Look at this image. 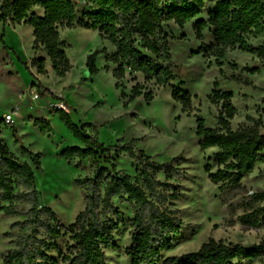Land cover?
<instances>
[{"label":"trees","instance_id":"16d2710c","mask_svg":"<svg viewBox=\"0 0 264 264\" xmlns=\"http://www.w3.org/2000/svg\"><path fill=\"white\" fill-rule=\"evenodd\" d=\"M88 11L77 13L76 4L71 0H0V23L27 25L33 29V51L45 53L55 77L64 78L71 70L60 38L59 29L79 28L96 31L101 39L108 41L114 52L106 57V62L115 66L112 76L115 88L120 89V81L127 74H140L145 82L168 85L174 75L171 72V54L168 36L161 26L173 22L179 28L193 22V31L198 41L203 40L202 32L209 28L213 42L202 44L204 56L214 57L221 65L228 50H238L264 61V44L251 46L248 37H264L263 0H82ZM207 4L212 7L207 20L198 19ZM35 9L42 11L41 15ZM3 35L1 36L2 42ZM4 49L8 48L4 45ZM103 50L89 54L85 61L87 73H99L96 57ZM46 60L34 59L31 66L38 75H46ZM23 67L28 70L26 64ZM106 68V67H104ZM249 74L259 72L258 68H244ZM179 87L172 89V99L180 104L181 111L189 115L192 110L191 95ZM37 97L47 94L52 100L61 101L66 110H72L67 102L56 97L40 84H33ZM143 86L136 84L131 93L120 92L127 103L143 96L147 103L152 101L150 92L143 93ZM232 92L212 91L211 102H221L218 127L207 128L201 118H197L195 134L201 150L216 148L212 158L217 169L210 173V165L204 170L212 184L238 183L250 174L255 165H264V125L261 119L253 121L252 128L233 130L230 121L236 114L231 103ZM264 112V109H263ZM56 114L81 147L64 148L59 156L71 163L74 160H99L111 152H124L136 164L139 181L129 175L114 173L106 167H95L92 178L75 179L74 183L83 189L84 208L75 217L74 223L65 227L58 222L57 215L48 207H41L35 187L34 171L41 170L40 154L22 148L31 165L21 161L8 147L0 142V212L6 216H24L22 223L16 222L11 229L27 228L25 233H5L13 239L14 248L3 258V264H108L106 250L116 251L114 234L121 224L120 210L115 201L126 202L131 207L132 218L130 245L125 249L130 264H264V238L257 244L244 247L210 239L196 252L179 257L162 254L172 250L174 238L183 227L178 218L179 211L169 203L177 201L182 194L172 184L161 182L180 179L182 173L174 167L181 159L167 164L150 161L142 152L135 153L129 145L105 147L87 130L90 124L76 125L67 111H50ZM41 132H50L47 120L29 119ZM13 134L16 131L13 130ZM18 205L24 207L20 212ZM69 235L70 244L60 253L57 242ZM58 254L60 261L50 255Z\"/></svg>","mask_w":264,"mask_h":264},{"label":"rangeland","instance_id":"374dc122","mask_svg":"<svg viewBox=\"0 0 264 264\" xmlns=\"http://www.w3.org/2000/svg\"><path fill=\"white\" fill-rule=\"evenodd\" d=\"M71 1L76 4L78 16L88 11L82 0ZM211 7L207 4L198 19L207 20ZM34 11L37 15L42 14L40 9ZM193 23H187L182 29L173 22L161 26L162 33L168 36L170 68L174 75V79L163 87L155 85L154 81L145 82L140 74H127L117 90L112 76L115 66L106 62L114 47L101 39L98 32L79 28L59 29L60 38L65 43V54L72 65V70L64 78H57L54 74L38 75L35 68H32L34 75H31L33 84L43 85L56 97L67 99L72 109V121L78 126L92 125L93 129L87 130L88 134L95 136L105 147L129 145L135 153L142 152L157 164L181 159L174 164L182 173L180 179L166 181L164 175H157L159 181L172 184L182 194L179 200L169 204L179 211L178 218L183 227L179 236L174 238L172 250L162 254V260L196 252L210 239L250 247L264 238V165L256 164L253 171L236 184H212L204 166L210 165V173L216 171L212 158L217 149L201 150L195 134L197 118H201L207 128L218 127L222 103L211 102L213 90L233 93L231 103L236 109L230 121L233 130L252 128L253 121L259 118L264 125V61L248 53L228 50L220 60L221 65L217 64L214 57L204 56L200 51L202 44L213 42L209 28L202 32L203 40L198 41ZM21 28L25 30L19 31L17 37L24 53L28 27ZM22 36L25 37L23 40ZM247 41L256 47L264 44V37H248ZM1 50L0 43V136L10 152L21 161L31 165L22 148L40 154L41 170L34 171V174L41 207L52 209L58 222L68 227L84 208L83 189L75 185V179L92 178L95 167H106L139 181L137 164L124 152L113 151L99 160L64 161L59 156L60 152L77 146L78 141L58 116L52 115L50 132H41L27 121L29 115L42 118L46 109L53 111L55 105L62 102L47 95L45 97L49 100L34 101L27 77L21 72L12 76L8 74L11 70H7L3 63ZM100 50L103 53L95 60L99 73L90 76L85 67L86 58ZM35 55L45 56L42 51ZM45 68L52 73L47 61ZM244 68H258L259 72L249 74ZM180 83H183L181 89L192 97L189 115L183 113L180 104L171 97L172 89L179 87ZM136 84L143 86V93L152 94L150 103L143 96L128 103L127 99L120 98L121 91L129 95ZM11 112L13 123L5 125L3 119ZM115 203L121 220L114 234L118 250H106L105 257L108 264H130L125 249L131 242V207L126 202ZM17 208L24 212L22 205ZM25 218L0 212V264H3L8 251L14 248L13 239L5 237V233H25L27 228L11 229L12 224L22 223ZM69 244V235L66 234L57 242L59 252L64 253ZM50 255L60 261L57 253L50 252Z\"/></svg>","mask_w":264,"mask_h":264},{"label":"crops","instance_id":"0c3cea01","mask_svg":"<svg viewBox=\"0 0 264 264\" xmlns=\"http://www.w3.org/2000/svg\"><path fill=\"white\" fill-rule=\"evenodd\" d=\"M28 27L26 30H27V46L25 47V52H21V43L19 41V38L17 37V34L19 31L21 30H25L24 28H21V27ZM3 35V38H2V42H1V36ZM60 35V34H59ZM25 37L22 36V40L24 39ZM33 42H34V38H33V29L30 27V26H27V25H12L10 22H8L7 24H2L0 23V43H1V47H2V50H1V57H2V61L4 64H6L7 66V70H11V72H8L9 75H18L19 73L18 72H21L23 75H25L27 77V84L30 85V91L32 92V94H36V89L32 87L33 85V81H32V77L31 75H34L33 71H32V66H31V63L34 59H38V58H44L48 64L50 65L46 55L45 56H41V57H36V53L38 51H33L32 50V46H33ZM4 45L8 48V50L6 51L4 49ZM45 54V53H44ZM22 63L26 64V67L29 68V70H26ZM51 66V65H50ZM46 69V68H45ZM47 72H49L48 74H46L47 76L49 74H53V72L51 73L49 71V69L47 70ZM55 76V75H54ZM39 81H41V79H39ZM42 82V81H41ZM43 87V85H41ZM43 89H47L46 87H43ZM49 90V89H47ZM43 96L42 97H38L36 100L33 99L34 101H37V100H42V99H48L47 97H45L47 94L45 93H42ZM48 96V95H47ZM20 98V97H19ZM67 102V99L64 100ZM68 106L71 107V105L67 102ZM16 106V105H15ZM49 106V104L47 105V107ZM67 113L70 115H72V111L70 110H67ZM9 114V113H8ZM6 114V115H8ZM5 115V116H6ZM52 115L50 113V110L46 109V112H45V115L42 117V118H39L41 120H47L48 122H51L52 120ZM32 118V119H38V118H35V117H31V115H29L27 121L29 122V119ZM0 142L4 144V142L2 141L1 139V136H0ZM77 146L81 147V144L79 142H77Z\"/></svg>","mask_w":264,"mask_h":264},{"label":"built area","instance_id":"2783aa9c","mask_svg":"<svg viewBox=\"0 0 264 264\" xmlns=\"http://www.w3.org/2000/svg\"><path fill=\"white\" fill-rule=\"evenodd\" d=\"M33 99H37V94H34ZM16 109H17V107H16ZM55 109L67 111L63 103L56 104ZM3 122L5 125H11L13 123L12 112L4 117Z\"/></svg>","mask_w":264,"mask_h":264},{"label":"water","instance_id":"95a60500","mask_svg":"<svg viewBox=\"0 0 264 264\" xmlns=\"http://www.w3.org/2000/svg\"><path fill=\"white\" fill-rule=\"evenodd\" d=\"M18 140H19V138H18Z\"/></svg>","mask_w":264,"mask_h":264}]
</instances>
